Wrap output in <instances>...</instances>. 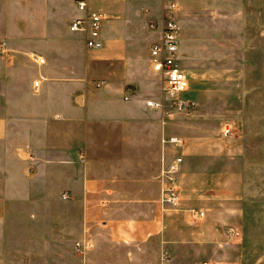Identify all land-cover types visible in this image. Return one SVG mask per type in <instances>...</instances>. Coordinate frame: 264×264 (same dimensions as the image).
I'll list each match as a JSON object with an SVG mask.
<instances>
[{"label": "crops", "instance_id": "obj_1", "mask_svg": "<svg viewBox=\"0 0 264 264\" xmlns=\"http://www.w3.org/2000/svg\"><path fill=\"white\" fill-rule=\"evenodd\" d=\"M79 1L0 0V264H171L177 246L194 247L196 264H264L216 249L238 239L225 230L235 171L218 167L234 165L237 138L146 105L162 89L150 25L168 0H89L85 11ZM178 1L181 62L183 50L207 57L203 43L212 58H264V0ZM91 11L102 15L98 48L70 30ZM170 136L184 141L173 209L161 179Z\"/></svg>", "mask_w": 264, "mask_h": 264}, {"label": "rangeland", "instance_id": "obj_2", "mask_svg": "<svg viewBox=\"0 0 264 264\" xmlns=\"http://www.w3.org/2000/svg\"><path fill=\"white\" fill-rule=\"evenodd\" d=\"M206 46L209 48L204 52L207 57L195 59L183 50L182 60V67L191 80L188 98L193 101L194 109L200 112L196 115L195 111L192 114L173 112L171 118L166 116L165 111L162 112L166 119H171L174 123L180 120L194 123L198 121L210 136L220 132L223 135L222 128L225 125L235 127L236 134L231 136L237 138L234 165L220 160L218 167L219 171L226 170L225 173L234 170L237 187L243 185V196H238L240 189L237 188L235 202L230 206L233 211L226 220L230 225H224V228L227 227L226 235H233L238 239L226 246L219 245L216 249L221 254H226V251L230 254H264V58H212V44H201L202 49ZM244 62L248 66L245 73L235 74L237 69L233 67ZM158 100H165L162 89ZM229 120L239 122L229 123ZM210 227V223L203 225L204 230H209ZM231 229H234V233L230 232ZM236 229L241 230V233ZM244 237L247 238L246 243ZM211 251L212 248L205 247L202 256L207 257ZM171 253V264H196L187 261L196 257L194 247L177 246ZM155 257L153 252L145 253L147 260L151 261Z\"/></svg>", "mask_w": 264, "mask_h": 264}, {"label": "built area", "instance_id": "obj_3", "mask_svg": "<svg viewBox=\"0 0 264 264\" xmlns=\"http://www.w3.org/2000/svg\"><path fill=\"white\" fill-rule=\"evenodd\" d=\"M89 0H80L78 7L85 11L88 8ZM98 1V0H90ZM180 9L178 0H168L162 9L160 21L152 23V29H160V37L153 42L150 48V61L154 72L158 76L162 90L165 93V100L148 99L146 105L149 108L165 111L167 117L171 118L173 112L191 113L195 105L188 98L190 92V80L186 71L182 67L180 43L178 37L179 26L177 15ZM102 15L97 11H91L84 18L74 19L70 24L72 32H86L88 34L86 44L89 48L101 46ZM39 64H44L43 58L35 57ZM40 82L36 81L34 87L38 90ZM130 100L131 96H126ZM222 133L226 137L236 134V129L232 125H225ZM165 148L173 150L171 158L166 156L162 161L161 179L163 185V202L171 208H176L180 203V193L177 187L178 174L183 164L181 149L184 141L178 136H170L163 139ZM202 211L197 212L198 217H202ZM230 232L234 233V229ZM81 245L77 244L80 249Z\"/></svg>", "mask_w": 264, "mask_h": 264}]
</instances>
